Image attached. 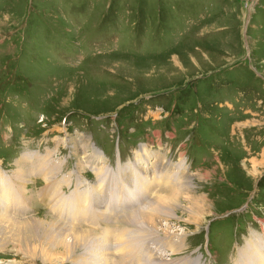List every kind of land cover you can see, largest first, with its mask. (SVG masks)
Listing matches in <instances>:
<instances>
[{
	"label": "rangeland",
	"instance_id": "obj_1",
	"mask_svg": "<svg viewBox=\"0 0 264 264\" xmlns=\"http://www.w3.org/2000/svg\"><path fill=\"white\" fill-rule=\"evenodd\" d=\"M143 145L153 170H140L163 166L160 188L129 173L138 191L122 211L96 196L94 219L79 218L83 193H69L84 179L100 191L110 164L140 147L138 163ZM33 151L46 169H23ZM0 170V211L12 215L0 264H227L235 245L237 263L249 262L264 244V0H0ZM167 171L190 189L160 228L119 221L179 186ZM14 199L25 207L13 214ZM75 232L85 242L65 255L52 237Z\"/></svg>",
	"mask_w": 264,
	"mask_h": 264
},
{
	"label": "bare ground",
	"instance_id": "obj_2",
	"mask_svg": "<svg viewBox=\"0 0 264 264\" xmlns=\"http://www.w3.org/2000/svg\"><path fill=\"white\" fill-rule=\"evenodd\" d=\"M148 147H145L144 145H143V147H142V150H141V159H139L140 161H145V162H147L146 161V159L148 158V155H147V151H148V149H147ZM36 152V151H35ZM32 153L31 155H29V154H26L25 155V159H27V157H28V160L31 162V159H29V158H31V156H32V158H34V156H35V158H36V155L38 154V153ZM87 152V151H86ZM91 152L94 154L95 153V149H93L92 148V150H91ZM96 152H98L97 150H96ZM149 154V153H148ZM41 156V155H40ZM99 157H100V153H99V155H98V158H97V160H96V162L95 163H91V165H95V164H97L98 162H100V160H99ZM34 158V159H35ZM42 156L40 157V159L39 160H42ZM83 159V158H82ZM88 159V158H87ZM92 157L90 158V160L88 161V162H92ZM155 161V160H154ZM157 161V160H156ZM41 162L42 163H44V161H38L37 163H39L36 167L38 168V170H40V169H46L45 167H44V164H41ZM85 162V161H84ZM35 161L34 162H32L31 164V166H34L35 165ZM157 163V162H156ZM39 165H41V166H39ZM146 165H148V164H146ZM21 167H22V165H20ZM30 166V167H31ZM54 166V165H53ZM90 166V165H89ZM92 166V167H93ZM47 167H48V165H47ZM148 167L150 168V170H153V169H151V167H150V165H148ZM95 168V167H94ZM177 168V167H176ZM53 170H54V168H52ZM59 169V168H58ZM96 169V168H95ZM97 169H100V167L98 166V168ZM173 169H175V168H173ZM184 170H185V168H184V166H183V164L182 163H180L179 162V165H178V170H177V172L179 173V172H182V173H184ZM33 171V170H32ZM41 172V171H40ZM17 174H20V176L21 175H23V177L22 178H24V172L21 170V171H18L17 170V172H16ZM16 173H14V174H16ZM178 173H172V172H169V171H167V177H166V180L167 181H169V179L172 181V180H174L175 178H177L179 181H177L178 182V185L179 186H177V185H175L174 186V188H170V190H164V192H166L167 194H165L164 195V193H162V194H159L158 196H156L153 200V202L151 203H149L148 205H147V207H145V209H143V210H141L140 212H138V210L136 211V210H134V212H132L131 214H128L125 218H123V219H118L119 221H123V222H127V221H133V220H135L136 221V223L138 222V223H140L141 221H142V223L141 224H143V225H147V226H149L151 229H153V230H155V229H158V228H160V226H159V223H160V221H159V218H161L159 215L162 213V211H166L167 210V207H169V203L170 202H175L176 200H177V198L179 197V195H182V196H184V195H187L188 194V191H189V189H190V185L188 184V182L186 181V182H181L180 181V179H179V175H177ZM4 176H5V174H4ZM38 176V175H37ZM165 176H166V173L162 170V178L164 179L165 178ZM26 177V176H25ZM20 182H24V183H26V180H23V179H20L19 180ZM161 181H163L162 179H161ZM173 183V182H172ZM53 186V185H52ZM9 187V186H8ZM54 187V186H53ZM171 187V186H170ZM49 189V188H48ZM6 190H8V189H6ZM161 191V190H160ZM39 192H40V190L39 191H35V194L37 195V194H39ZM50 192H51V194L50 195H52L53 193H54V188H50ZM162 192V191H161ZM15 192H10V194H14ZM48 193H49V191H48ZM46 195V194H45ZM48 195V194H47ZM33 197V196H32ZM188 197H189V195H188ZM1 199L3 198L4 199V197H0ZM10 199H13V198H16V196H11V197H9ZM53 198H55V197H53ZM189 200L191 199V198H188ZM6 200V199H5ZM15 201H13L14 203H10V206H11V208H12V210H11V212L14 214L16 211H19L21 208H23V207H25V204H23V202L20 200V202H19V200L18 199H14ZM59 199H57V201H58ZM192 200V199H191ZM202 200V199H201ZM10 202V201H9ZM59 203H60V201H59ZM193 205H194V203L195 204H199V200H197L196 201V199H193ZM54 204V203H53ZM61 204V203H60ZM172 204V203H171ZM7 205V204H6ZM62 205V204H61ZM13 206V207H12ZM171 206V205H170ZM63 207V206H62ZM20 208V209H19ZM57 208V207H56ZM194 208H198V206H195ZM133 209H136V208H133ZM165 209V210H164ZM6 210V209H5ZM2 211V210H1ZM0 211V212H1ZM3 212V211H2ZM197 213H199L198 211L195 213V212H190L189 214H194V215H196ZM3 214H4V212H3ZM1 214L0 213V232L1 231H5V235H1L0 234V244H1V242H3V240H5V236H7V235H10L9 234V232L10 231H12L11 230V227H10V223L12 222L11 221V216L12 215H6V214ZM108 216V215H107ZM112 217V216H111ZM9 219V220H7V219ZM105 218V217H104ZM116 219V218H115ZM22 222H24V221H22ZM110 222V221H109ZM128 222V223H129ZM21 223V222H20ZM32 223H33V221L32 222H26L25 224H23V225H32ZM39 223V222H38ZM17 224H18V222H17ZM41 224V223H40ZM168 224V223H167ZM14 225V224H13ZM43 225V224H42ZM165 225V224H164ZM163 225V226H164ZM14 227V226H13ZM32 227H34V226H32ZM38 227V226H37ZM167 227V226H166ZM24 228V227H23ZM29 228V227H28ZM167 228H165V230H166ZM18 230V229H17ZM34 230V229H33ZM58 230V229H57ZM163 230V229H162ZM164 230V231H165ZM29 231H31V230H29ZM28 231V232H29ZM41 231V230H40ZM60 231V230H59ZM157 231V230H156ZM167 231H169V230H166V232ZM24 232H26V231H24ZM50 232V231H49ZM59 233V232H58ZM110 233H112V231H110ZM12 234H13V232H12ZM29 234V233H28ZM41 234V233H40ZM52 234V233H51ZM54 234V233H53ZM119 235L115 238V244L117 245V249H121L120 251H121V253H120V251H119V255H121V257H123V259H125V260H127V252H128V250H129V244H128V242H127V239H126V236H124L125 235V232L123 233L121 230H119V233H118ZM128 234V232H126V235ZM14 235V234H13ZM89 235H90V233H89ZM4 236V237H3ZM21 236H22V233H21ZM21 236H19V237H21ZM85 235H81L80 233H77V232H75V234H71L69 237H72L71 239H67L66 238V235H65V233H63L62 235L60 234V235H58L57 237H55L54 235H53V241H54V243H55V246L57 247L58 245H60V249L61 250H63V252H65L66 254L65 255H70V254H72L74 251H75V248L78 246L79 247V245H81V244H83L84 242H85V237H84ZM9 237V236H8ZM12 237V236H11ZM33 237V236H32ZM41 237V236H40ZM90 237V236H89ZM111 237V236H110ZM30 238V237H29ZM37 238V237H36ZM91 238V237H90ZM15 239V238H14ZM89 239V238H88ZM34 240V239H33ZM41 240V239H40ZM7 241V240H6ZM21 241V240H20ZM38 241V240H37ZM42 241V240H41ZM51 241V240H50ZM110 241V240H109ZM9 242H11V241H9ZM8 242V243H9ZM12 242H13V240H12ZM15 242H16V240H15ZM98 242V241H97ZM89 243H91V241L89 242ZM94 243H96V242H94ZM103 243V242H102ZM106 243V242H105ZM4 244V243H3ZM7 244V243H6ZM5 245V244H4ZM3 245V246H4ZM43 245V244H42ZM95 245V244H94ZM176 244H174V243H171V246L173 247V246H175ZM30 246V245H29ZM84 246V245H83ZM82 246V247H83ZM97 246V245H96ZM95 246V247H96ZM105 246V245H104ZM81 247V246H80ZM102 247V246H101ZM258 247V248H257ZM20 248V247H19ZM100 248V247H99ZM176 248H179V244H178V246L176 247ZM53 249V248H52ZM58 249V248H57ZM96 249H98V248H96ZM47 250V249H46ZM55 250V249H54ZM261 250L263 251V253H264V244H262L261 242H256V243H254L253 245H252V248H251V257H250V259L249 260H247V261H249V262H244L243 261V263L242 264H264V254H262V253H260L261 252ZM175 251V250H174ZM258 251H260V252H258ZM61 252V251H60ZM94 251H92V253H93ZM96 252V251H95ZM40 253H41V251H40ZM96 253H98V252H96ZM243 255H246V254H243ZM96 255H93V264H95V263H97V259H96V257H95ZM56 257V256H55ZM54 257V258H55ZM103 257V256H102ZM140 257V256H139ZM164 257V256H163ZM242 257H244V256H242ZM141 258V257H140ZM60 259V258H59ZM118 259H119V256H118ZM246 259V258H245ZM102 260V259H101ZM131 259H129V260H127V262L128 261H130ZM156 260V259H155ZM155 260H153V261H155ZM122 260H118V263L119 264H127L126 262H121ZM146 261V260H145ZM108 263V262H107ZM90 264V263H89ZM240 264V263H239Z\"/></svg>",
	"mask_w": 264,
	"mask_h": 264
},
{
	"label": "crops",
	"instance_id": "obj_3",
	"mask_svg": "<svg viewBox=\"0 0 264 264\" xmlns=\"http://www.w3.org/2000/svg\"><path fill=\"white\" fill-rule=\"evenodd\" d=\"M29 155H31L32 153H28ZM24 155H26V154H24ZM34 158H35V156H34ZM34 158H32V156H31V158H29V159H31V161L32 162H34V161H36L37 162V160H38V154L36 155V158L34 159ZM27 164H29V160H28V157H27ZM24 161V160H23ZM32 164H31V162H30V164L27 166V167H25V168H23V169H27V168H29L30 166H31ZM20 166V165H19ZM31 174H36V173H32V172H30ZM28 177H29V175H28ZM28 177H27V179H28ZM27 179H26V181H27Z\"/></svg>",
	"mask_w": 264,
	"mask_h": 264
}]
</instances>
